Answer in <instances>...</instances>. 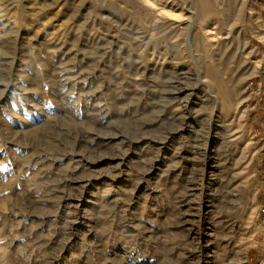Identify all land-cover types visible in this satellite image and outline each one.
<instances>
[{
    "label": "rangeland",
    "instance_id": "1",
    "mask_svg": "<svg viewBox=\"0 0 264 264\" xmlns=\"http://www.w3.org/2000/svg\"><path fill=\"white\" fill-rule=\"evenodd\" d=\"M257 30L264 0H0V264H264Z\"/></svg>",
    "mask_w": 264,
    "mask_h": 264
},
{
    "label": "bare ground",
    "instance_id": "2",
    "mask_svg": "<svg viewBox=\"0 0 264 264\" xmlns=\"http://www.w3.org/2000/svg\"><path fill=\"white\" fill-rule=\"evenodd\" d=\"M230 2H232V4H234L235 5V3L238 1V0H229ZM239 1H241V0H239ZM129 3V2H128ZM243 3H245L244 1H243ZM242 3V4H243ZM231 7V6H230ZM244 7H245V5H244ZM228 8V7H227ZM232 8V7H231ZM230 8V9H231ZM243 8V7H242ZM244 9V8H243ZM233 10V9H232ZM228 11V10H227ZM244 11V10H243ZM261 11V10H260ZM258 13V12H257ZM262 13V12H261ZM223 14V13H222ZM211 15H212V12H211ZM215 15V14H214ZM210 16V15H209ZM217 16H219V15H217ZM227 16V15H226ZM229 16V15H228ZM213 19V18H212ZM209 20H211V19H209ZM208 20V21H209ZM236 20V19H235ZM182 21V20H181ZM218 21H220V20H218ZM249 21V20H248ZM250 22H251V20H250ZM248 24V26L250 25L249 24V22L247 23ZM247 24H246V26H247ZM211 25H208V27L207 28H209ZM202 28V27H201ZM201 28H199V29H201ZM211 28V27H210ZM213 28V27H212ZM186 29H187V33H188V35H187V38H186V41H187V49L185 50V51H187V53L188 54H190V55H192V54H194V52H195V49H194V42H195V40H196V36L194 35V32H193V29L191 28V27H189L188 26V28L186 27ZM202 30H205V29H202ZM201 30V31H202ZM228 30V29H227ZM200 31V32H201ZM206 31H208V29H206ZM209 32V31H208ZM202 33H203V31H202ZM205 34H207V33H205ZM205 34H200V38H201V40L202 41H204V44H206V42H205V39H206V35ZM254 34L257 36V37H259V39H260V41L262 40V42L264 41V31H259V30H257L256 32H254ZM229 36V35H228ZM208 37V36H207ZM242 40H243V36H242ZM245 41V40H244ZM203 44V43H202ZM205 46V45H204ZM244 46V45H243ZM186 47V46H185ZM245 47V46H244ZM202 49V48H201ZM203 50V49H202ZM225 54V53H224ZM223 54V56H225L224 58L223 57H221V59L223 58V60L221 61V62H217L212 68H211V70L213 71V73H214V75L215 76H221V75H225L226 73H228V72H230V71H232L233 72V70L240 64L239 62H237V56H236V54L235 53H233V52H227L225 55ZM194 56V55H193ZM225 63H226V65H225ZM241 67V66H240ZM231 73V72H230ZM218 77H215V79H217ZM204 79V78H203ZM222 85H221V87H222V92H224V94H225V96H229V94H230V96L228 97V98H230V97H232L233 96V93H232V95H231V93H228L229 92V86L227 85V82L225 81V79L224 78H222ZM201 81V80H200ZM214 81V80H213ZM228 81V80H227ZM208 82V81H207ZM216 82V81H215ZM214 82V83H215ZM230 82V81H229ZM214 83H212V84H214ZM205 84V83H204ZM209 84V83H208ZM230 84V83H229ZM215 85V84H214ZM213 85V86H214ZM237 86V85H236ZM231 87V86H230ZM214 88H215V86H214ZM219 88V87H218ZM217 88V89H218ZM182 90V89H181ZM221 91V90H220ZM223 94V93H222ZM224 100V99H223Z\"/></svg>",
    "mask_w": 264,
    "mask_h": 264
}]
</instances>
